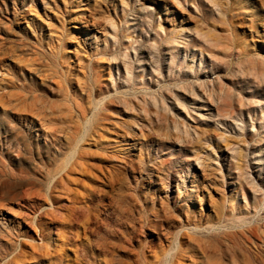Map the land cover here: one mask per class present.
<instances>
[{
  "label": "rangeland",
  "instance_id": "rangeland-1",
  "mask_svg": "<svg viewBox=\"0 0 264 264\" xmlns=\"http://www.w3.org/2000/svg\"><path fill=\"white\" fill-rule=\"evenodd\" d=\"M262 128L264 0H0V264H264Z\"/></svg>",
  "mask_w": 264,
  "mask_h": 264
},
{
  "label": "bare ground",
  "instance_id": "bare-ground-1",
  "mask_svg": "<svg viewBox=\"0 0 264 264\" xmlns=\"http://www.w3.org/2000/svg\"><path fill=\"white\" fill-rule=\"evenodd\" d=\"M145 10V9H144ZM112 21V20H111ZM111 23V22H110ZM112 29H113V26H111V25H109ZM199 32V31H198ZM197 32V33H198ZM202 32V31H201ZM179 33V32H178ZM185 33H187V31L185 30V29H183L182 30V35H184ZM200 33V32H199ZM194 34V33H193ZM198 35V34H197ZM204 38V37H203ZM205 40V39H204ZM178 42L179 41H177V40H173L172 42H171V46H177L178 45ZM194 61V60H193ZM209 80H210V78H209ZM208 80V81H209ZM211 81V80H210ZM212 81H213V78H212ZM213 84V83H212ZM223 90V93H224V89H222ZM214 91V90H213ZM221 91V90H220ZM216 92V91H215ZM222 92V91H221ZM201 93H203V92H201ZM222 93V94H223ZM227 93V92H226ZM195 94V93H194ZM200 94V93H199ZM216 94V93H215ZM221 94V93H220ZM196 95V94H195ZM194 95V96H195ZM213 95H214V93H213ZM217 95V94H216ZM193 96V95H192ZM228 96V95H227ZM226 96V97H227ZM197 97H199V95H197ZM201 97V96H200ZM209 96L207 95V98H208ZM222 97V96H221ZM230 97H231V95H230ZM230 97H228V98H230ZM202 98H204V96L202 97ZM210 98V97H209ZM214 98V97H213ZM218 98H220V97H218ZM225 98V97H224ZM227 98V99H228ZM233 98V97H232ZM231 98V99H232ZM211 99V98H210ZM216 99V98H215ZM221 99V98H220ZM222 99H223V97H222ZM198 100H200V99H198ZM218 100V99H217ZM197 101V100H196ZM195 101V102H196ZM205 101H207V100H205ZM220 101V100H219ZM236 101V100H235ZM241 101H243V100H241ZM255 101V100H254ZM218 102V101H217ZM240 102V101H239ZM247 102H249V101H247ZM247 102H242V103H247ZM251 102H253V101H251ZM259 102V101H258ZM257 102V103H258ZM214 103V102H213ZM221 103V102H220ZM250 103V102H249ZM241 104V103H240ZM239 104V105H240ZM252 104V103H251ZM255 104V103H254ZM217 105V104H216ZM211 106V105H210ZM243 108H244V105L242 104L241 105ZM247 106V105H246ZM250 106V105H249ZM248 106V107H249ZM201 107H203V106H201ZM201 107H198V108H196V110L198 111V113H197V115H198V117L200 118V119H202L203 117H205L206 116V114H204V113H202L201 112V109H203V108H201ZM215 107V106H214ZM209 111V110H208ZM192 112V111H191ZM194 112V111H193ZM195 114V113H194ZM210 115H208V117H209ZM213 117V116H212ZM223 119L225 120V121H227V122H229V121H231L234 125H232L233 127H232V130L234 131V132H241L242 130L239 128V123L237 122V121H232V118H229V117H227V116H225V117H223ZM197 122V121H196ZM252 124V123H251ZM196 126V125H195ZM260 126V125H259ZM258 126V127H259ZM195 128V127H194ZM264 128H262V130H263ZM254 132H257L258 130L256 129V126L254 125V130H253ZM264 131V130H263ZM253 133V132H252ZM262 143V142H261ZM260 143V144H261ZM241 143L239 142V141H234L233 143H231L230 145L229 144H227V145H229L226 149H227V151L229 152V153H231L233 156L236 154V150H237V148L239 147V145H240ZM264 147V146H263ZM263 150V149H262ZM264 151V150H263ZM255 159V161L253 162V164L255 165V169L257 170V169H259V166L262 164V161H259V152L256 154V157H254ZM262 160V159H261ZM214 164H216L215 162H214ZM244 169H242L241 167H237L236 168V170H235V172H234V174L231 176V178H230V183H229V185H230V187H231V191H232V193H237L238 194V188H240V187H243L244 186V184H247L249 187H256V186H254L253 185V181H251V180H249V178L250 177H247V175H246V173L243 171ZM254 170V169H253ZM258 171V170H257ZM251 173V172H250ZM248 176H249V174H248ZM251 176H253V175H251ZM223 179V178H222ZM255 180V179H254ZM248 181H250V182H248ZM255 182V181H254ZM252 184V185H251ZM256 184V183H255ZM226 188V187H225ZM252 189V188H251ZM252 192H254V195H255V197L256 196H258L259 195V191L257 190L256 191V189H252ZM261 192V191H260ZM240 196V195H239ZM244 201H245V204H244V206H242V207H240L239 209H235L234 208V206H229L228 207V209H227V213H228V215L229 216H231V217H233V218H245V217H252V215L256 212V206H251L248 202H247V197H245L244 196ZM244 260V259H243ZM251 264V263H250Z\"/></svg>",
  "mask_w": 264,
  "mask_h": 264
}]
</instances>
